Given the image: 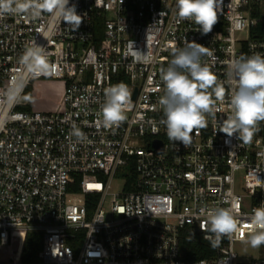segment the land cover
Returning <instances> with one entry per match:
<instances>
[{"label":"built area","instance_id":"built-area-1","mask_svg":"<svg viewBox=\"0 0 264 264\" xmlns=\"http://www.w3.org/2000/svg\"><path fill=\"white\" fill-rule=\"evenodd\" d=\"M82 20L73 28L43 13L0 17V244L12 230L42 236L34 260L0 264H264V245L241 257L248 218L264 203V121L251 143L220 131L230 114L229 63L264 55V0H218L207 35L178 21L175 0H69ZM44 47L49 71L34 75L20 57ZM203 45L225 88L205 129L187 147L161 123L160 69L173 47ZM69 81L60 111L23 109L29 83ZM123 82L131 93L127 119L103 127L106 88ZM136 93V95H135ZM73 126L86 135L77 142ZM231 207L239 230L208 257L182 256L181 233L205 237L201 208ZM8 256V255H7Z\"/></svg>","mask_w":264,"mask_h":264},{"label":"clouds","instance_id":"clouds-1","mask_svg":"<svg viewBox=\"0 0 264 264\" xmlns=\"http://www.w3.org/2000/svg\"><path fill=\"white\" fill-rule=\"evenodd\" d=\"M178 21L189 20L199 26L202 35L210 33L217 23L218 0H175ZM43 13L57 16L73 28L79 27L81 16L69 0H0V17L23 15L31 19ZM207 50L203 45L189 42L184 47L171 49V60L160 69L164 94L158 103L163 112L161 123L172 142H182L186 147L192 142L194 129L208 126V115L214 116L218 101H223L225 88L218 81L211 67L203 62ZM26 71L34 75L49 71L44 47L33 42L20 57ZM233 84L230 95V114L220 131L228 137L237 135L243 144H249L259 122L264 121V55H240L228 66ZM105 100L100 109L105 128L118 127L127 119L126 110L131 102L128 86L117 83L104 92ZM70 135L77 142L86 139L85 133L73 126ZM264 188V182L257 185ZM205 217L201 229L209 233L206 239L218 247L227 236L233 237L239 230V221L231 207L201 208ZM250 225L246 243L253 249L264 245V203L253 208L248 218Z\"/></svg>","mask_w":264,"mask_h":264},{"label":"trees","instance_id":"trees-1","mask_svg":"<svg viewBox=\"0 0 264 264\" xmlns=\"http://www.w3.org/2000/svg\"><path fill=\"white\" fill-rule=\"evenodd\" d=\"M69 81L66 79L40 78L33 80L26 88L25 96L29 97L27 106L30 111H60L64 108V94ZM42 247V236L27 230H12L8 243V257L11 260H34ZM182 256L188 259L208 257L214 247L205 241L200 234L189 229L181 233Z\"/></svg>","mask_w":264,"mask_h":264},{"label":"rangeland","instance_id":"rangeland-1","mask_svg":"<svg viewBox=\"0 0 264 264\" xmlns=\"http://www.w3.org/2000/svg\"><path fill=\"white\" fill-rule=\"evenodd\" d=\"M26 99L29 100V97L26 96ZM235 249L241 257L249 258L253 255H256L257 249L251 248L245 242H238L235 244ZM8 246H4L0 244V260L5 261L8 259Z\"/></svg>","mask_w":264,"mask_h":264},{"label":"water","instance_id":"water-1","mask_svg":"<svg viewBox=\"0 0 264 264\" xmlns=\"http://www.w3.org/2000/svg\"><path fill=\"white\" fill-rule=\"evenodd\" d=\"M135 95H136V93H135Z\"/></svg>","mask_w":264,"mask_h":264}]
</instances>
